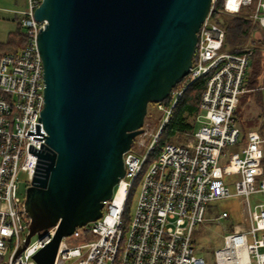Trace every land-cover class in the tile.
Instances as JSON below:
<instances>
[{"label": "built area", "instance_id": "1", "mask_svg": "<svg viewBox=\"0 0 264 264\" xmlns=\"http://www.w3.org/2000/svg\"><path fill=\"white\" fill-rule=\"evenodd\" d=\"M41 2L26 0L20 11L26 43L17 52L0 55V264H38L36 253L57 229L37 232L39 237H31L18 253L31 222L20 174L29 187L39 163L37 151L45 148L48 135L41 121L46 85L37 42L47 20L34 17ZM216 2L199 31L188 74L189 84L204 80L199 127L186 133L185 142L166 143L148 166L189 84L173 89L169 103L157 104L164 115L146 153L139 154L145 139L135 147V138L124 154L125 175L105 201L103 215L64 236L54 264H264V135L259 130L244 133L235 119L253 49H223L226 30L212 16ZM248 7L253 22L264 28V0H223L219 12L235 16ZM144 135L151 133L145 129ZM136 185V205L129 216ZM233 196L241 197L245 224L232 225L213 259L199 256L194 247L197 225L209 220L213 202ZM252 196H257L254 204ZM229 217L222 211L218 218Z\"/></svg>", "mask_w": 264, "mask_h": 264}, {"label": "water", "instance_id": "2", "mask_svg": "<svg viewBox=\"0 0 264 264\" xmlns=\"http://www.w3.org/2000/svg\"><path fill=\"white\" fill-rule=\"evenodd\" d=\"M213 0H42L46 146L27 188L26 243L55 235L35 255L54 264L64 236L103 215L125 175L124 154L144 132L149 103L189 74Z\"/></svg>", "mask_w": 264, "mask_h": 264}, {"label": "rangeland", "instance_id": "3", "mask_svg": "<svg viewBox=\"0 0 264 264\" xmlns=\"http://www.w3.org/2000/svg\"><path fill=\"white\" fill-rule=\"evenodd\" d=\"M19 0H0V55L3 52H17L21 49L23 45L24 37L21 33L16 32L17 21L21 16L20 10H16L19 7ZM231 16V15H228ZM24 31V29H23ZM262 34L264 35V28H262ZM260 37V33H257L254 37ZM252 38L251 40L255 39ZM250 39L244 45L245 47H251ZM241 97V96H240ZM240 104V99L238 106ZM163 111H161L156 103H150L148 106V112L143 125L144 130L151 133V135H138L136 137L135 147L137 145L138 139H145L146 146L141 147L139 154L142 156L146 153L148 145L152 142L154 134L157 132L161 125L163 118ZM188 122H193L196 118L195 116H186ZM238 124L245 130H261L264 131V88L260 90L253 91L245 95V102L240 106V113L238 115ZM200 122L196 121V129L199 127ZM186 133L176 131L173 133L170 126L166 127L160 143H162V148L166 143L170 142H185ZM179 136L181 139H179ZM159 143V140H158ZM157 145V143H156ZM158 151L156 156V151L148 157V166L154 162L160 154ZM147 169V168H146ZM145 169V170H146ZM21 188L26 191L28 184L25 182V176L20 174ZM138 186L136 185L133 189L131 196V205L129 207V216L132 215L136 200L138 196ZM264 198V197H263ZM257 196H252V203L254 204ZM222 211H227L230 214L229 218H218ZM209 220L197 225L194 233V247L196 253L199 256L205 258H214V251L223 246L224 236L231 233L233 224H245L241 197L233 196L225 199H220L213 202L208 209ZM40 233H36L32 236L34 241L38 238ZM83 242V240H79ZM264 250V249H262ZM73 261V259L71 260ZM70 261V262H71Z\"/></svg>", "mask_w": 264, "mask_h": 264}, {"label": "trees", "instance_id": "4", "mask_svg": "<svg viewBox=\"0 0 264 264\" xmlns=\"http://www.w3.org/2000/svg\"><path fill=\"white\" fill-rule=\"evenodd\" d=\"M222 8H223V0H217L216 4L214 5L215 11L212 13V16L213 19L226 30L223 49L227 51H231L233 53H241L246 48L244 45L248 42V40L255 38L254 36L257 33H260V37L256 36L255 39L251 40L252 41L251 48L253 49V54L250 59V65L248 67L245 83H244L246 91L241 95L240 104L235 112V119H236V123L238 124V118H239L238 115L240 113V106L245 102V95L253 91L260 90L261 88H264V35L262 34L261 26L258 23H254L250 17L252 7L243 9L238 15L235 16H228L220 13L219 11ZM21 20L22 18H19L17 21L16 32H19L23 35L24 37L23 45H24L27 41V37L25 31H23ZM188 84H189V76L187 75L174 88V90L181 89L184 85H188ZM203 91H204L203 79L190 83L187 89L183 91L182 96L179 98L176 106L173 109L169 122L163 128L159 136L158 139L159 143L157 141L156 142L157 145L155 144L154 151H156V156L159 153L158 151L161 150L162 143H160V140L167 126L168 127L170 126L173 133L179 131L180 133L185 132L191 134L195 131L196 119L191 123L187 121L186 116L193 115L196 118L197 114L199 113L198 104L202 98ZM170 99L171 96H169L164 102L169 103ZM240 128L244 133L247 132L241 126ZM259 131L264 135V131L261 130ZM179 139L181 141L182 138H180L179 136ZM152 154L153 152H151V155ZM130 200L128 201V205L131 204ZM127 210L129 211V206Z\"/></svg>", "mask_w": 264, "mask_h": 264}, {"label": "crops", "instance_id": "5", "mask_svg": "<svg viewBox=\"0 0 264 264\" xmlns=\"http://www.w3.org/2000/svg\"><path fill=\"white\" fill-rule=\"evenodd\" d=\"M18 5L19 7L16 10H20V11L24 10L26 8V0H19ZM19 18H22V15Z\"/></svg>", "mask_w": 264, "mask_h": 264}]
</instances>
